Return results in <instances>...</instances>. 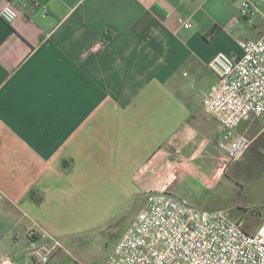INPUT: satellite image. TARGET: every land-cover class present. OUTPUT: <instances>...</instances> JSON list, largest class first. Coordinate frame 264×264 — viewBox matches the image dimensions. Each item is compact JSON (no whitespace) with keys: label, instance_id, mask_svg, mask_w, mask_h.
Instances as JSON below:
<instances>
[{"label":"crops","instance_id":"1","mask_svg":"<svg viewBox=\"0 0 264 264\" xmlns=\"http://www.w3.org/2000/svg\"><path fill=\"white\" fill-rule=\"evenodd\" d=\"M244 1L260 12L243 17ZM7 3L18 18H0V264H29L24 246L47 248L32 229L73 243L151 192L225 209L249 148L237 160L220 148L203 103L217 82L209 63L264 36V0ZM251 118L237 134L252 143L264 127Z\"/></svg>","mask_w":264,"mask_h":264},{"label":"built area","instance_id":"2","mask_svg":"<svg viewBox=\"0 0 264 264\" xmlns=\"http://www.w3.org/2000/svg\"><path fill=\"white\" fill-rule=\"evenodd\" d=\"M259 12L258 4L243 2V17ZM0 18L13 24L18 10L12 3L0 6ZM238 21L235 16L229 26ZM182 23L186 29L193 27L188 20ZM241 48L240 56L219 53L210 61L217 82L203 100L219 124L220 148L233 160L251 144L248 137L237 134L239 126L255 117L264 127V36L242 42ZM41 233L61 246L52 235ZM35 256L42 264L50 261L39 248ZM105 264H264V217L256 231L249 232L224 210L200 209L174 195L151 192Z\"/></svg>","mask_w":264,"mask_h":264},{"label":"rangeland","instance_id":"3","mask_svg":"<svg viewBox=\"0 0 264 264\" xmlns=\"http://www.w3.org/2000/svg\"><path fill=\"white\" fill-rule=\"evenodd\" d=\"M251 119V124L255 129L262 128L263 125L259 119ZM246 154L245 159L235 165V185L232 189L226 190L224 201L226 207L221 210H224L230 219L242 222L248 231H254L261 224L264 217V136L254 140ZM143 203H139L136 212L128 213L119 223L113 226L105 228L102 226L92 232L87 230L84 234L74 236L73 243L66 242L65 237L63 239L57 238L59 244H61L59 246L46 239V242H48L47 248H41V250L51 259L47 264H64L65 262L66 264H84L86 260L90 264H103L108 254L112 252L120 235L132 225L134 217L145 206V203ZM0 216H2L1 213ZM32 232L42 236V233L37 229H32ZM71 232L76 233L73 230ZM4 233L5 230L0 229V235L2 234L0 237ZM46 233L50 234L49 232ZM24 247L26 252L30 253L29 264H42L35 256V249L30 250L26 246ZM24 247L21 249L23 250ZM71 253L81 263L73 260Z\"/></svg>","mask_w":264,"mask_h":264},{"label":"trees","instance_id":"4","mask_svg":"<svg viewBox=\"0 0 264 264\" xmlns=\"http://www.w3.org/2000/svg\"><path fill=\"white\" fill-rule=\"evenodd\" d=\"M29 197L32 201H35L36 203H40L41 199H38L35 195V192L34 191H31L29 193Z\"/></svg>","mask_w":264,"mask_h":264}]
</instances>
